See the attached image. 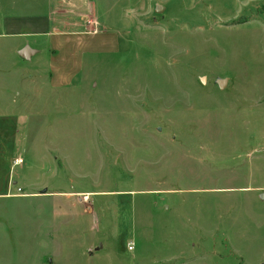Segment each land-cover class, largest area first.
Wrapping results in <instances>:
<instances>
[{"label": "rangeland", "instance_id": "374dc122", "mask_svg": "<svg viewBox=\"0 0 264 264\" xmlns=\"http://www.w3.org/2000/svg\"><path fill=\"white\" fill-rule=\"evenodd\" d=\"M57 28L118 49L53 88ZM2 33L0 264H264V0H0Z\"/></svg>", "mask_w": 264, "mask_h": 264}, {"label": "crops", "instance_id": "0c3cea01", "mask_svg": "<svg viewBox=\"0 0 264 264\" xmlns=\"http://www.w3.org/2000/svg\"><path fill=\"white\" fill-rule=\"evenodd\" d=\"M22 34V32H19V34L12 33L10 34V36L15 37L17 35ZM0 35L8 36L9 34L2 33ZM46 35L48 36L49 43L50 86L53 88H58V85H66L70 83L73 80V77L79 72V70L81 69L82 62L80 60L78 67L74 68L75 65L73 63V60H75L74 52L76 53L79 49H81V46H85V48L82 50L85 52L103 50L114 52L118 49L117 38L114 37V34L107 32L93 33L91 36H87L88 33L85 32L58 30L57 28L52 32H47ZM81 38L85 39V43H83L85 45H83L82 42L80 43ZM37 41L38 39L35 40V43ZM75 42H79L81 45H77V47ZM24 47H30L34 50L30 60L33 59L35 56L40 55L42 50L41 48H39V46L38 48L33 47L30 41H25L17 44L14 47V54L19 56L20 58H23L19 55V51H21ZM58 56H60V64H58ZM16 122H18V120ZM12 123H14V121ZM19 160H22V158L17 157L14 161L15 163H19ZM21 162L23 163V161Z\"/></svg>", "mask_w": 264, "mask_h": 264}, {"label": "water", "instance_id": "95a60500", "mask_svg": "<svg viewBox=\"0 0 264 264\" xmlns=\"http://www.w3.org/2000/svg\"><path fill=\"white\" fill-rule=\"evenodd\" d=\"M163 9H164V6H162V5L156 6V12H161ZM33 52H34V50L31 49L30 47H24L21 51H19V55L25 59H30ZM201 80H202V82L205 83L206 77H202ZM226 81H227L226 78H218L217 84L219 85L220 88H222L226 84ZM45 192H47L46 189L42 190V193H45Z\"/></svg>", "mask_w": 264, "mask_h": 264}, {"label": "built area", "instance_id": "2783aa9c", "mask_svg": "<svg viewBox=\"0 0 264 264\" xmlns=\"http://www.w3.org/2000/svg\"><path fill=\"white\" fill-rule=\"evenodd\" d=\"M22 160H19V162H21ZM18 190L19 191H21L22 190V188H18ZM20 194H22V193H20ZM134 244L132 243V242H130L129 244H128V249L130 250V251H132L133 249H134Z\"/></svg>", "mask_w": 264, "mask_h": 264}]
</instances>
